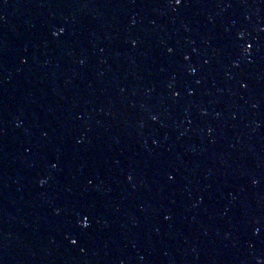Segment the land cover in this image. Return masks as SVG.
<instances>
[{
    "label": "water",
    "instance_id": "95a60500",
    "mask_svg": "<svg viewBox=\"0 0 264 264\" xmlns=\"http://www.w3.org/2000/svg\"><path fill=\"white\" fill-rule=\"evenodd\" d=\"M0 264H264V0H0Z\"/></svg>",
    "mask_w": 264,
    "mask_h": 264
},
{
    "label": "snow or ice",
    "instance_id": "6c2138e0",
    "mask_svg": "<svg viewBox=\"0 0 264 264\" xmlns=\"http://www.w3.org/2000/svg\"><path fill=\"white\" fill-rule=\"evenodd\" d=\"M176 3H177V4L181 3V0H176ZM248 47L250 48L251 45L249 44ZM171 51H172V49L170 48V49H169V52H171ZM185 59H187V57H185ZM177 95H179V93H177ZM72 243H73V244H76V241L73 240Z\"/></svg>",
    "mask_w": 264,
    "mask_h": 264
}]
</instances>
